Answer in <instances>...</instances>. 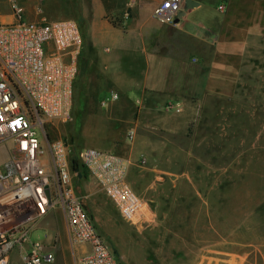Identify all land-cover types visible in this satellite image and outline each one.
<instances>
[{
    "label": "rangeland",
    "instance_id": "374dc122",
    "mask_svg": "<svg viewBox=\"0 0 264 264\" xmlns=\"http://www.w3.org/2000/svg\"><path fill=\"white\" fill-rule=\"evenodd\" d=\"M11 1L0 0V23L9 21ZM15 1L25 9L43 4ZM65 4L61 0L58 18L46 19H70ZM74 18L81 30L80 17ZM261 34L248 42L236 95L207 100L201 120L190 121L182 132L136 127L138 118L152 117L130 105L117 102L101 108L99 102L108 93L98 99L87 95V81L77 73L72 120L49 127V138L62 139L71 152L95 148L129 158L126 182L154 215L147 224L127 223L89 176H76L73 184L85 210L121 264H264ZM10 148L9 142L0 145V162ZM30 240L54 254L52 264H76L82 249L71 247L58 209L36 223ZM8 264H22L20 250L10 253Z\"/></svg>",
    "mask_w": 264,
    "mask_h": 264
},
{
    "label": "built area",
    "instance_id": "2783aa9c",
    "mask_svg": "<svg viewBox=\"0 0 264 264\" xmlns=\"http://www.w3.org/2000/svg\"><path fill=\"white\" fill-rule=\"evenodd\" d=\"M184 1L163 0L154 7L152 17L174 25ZM10 9L13 22L0 23V145L11 144L0 162V264H8L16 248L22 264L54 262L53 253L30 240L32 228L51 209L62 212L71 247L82 248L76 264H121L75 190L71 147L48 135L49 127L72 120L83 44L78 24L70 19L26 21L25 8L15 0ZM36 10L41 12V5ZM118 100L119 94L112 91L99 104L105 109ZM163 109L180 112L172 102ZM133 137V131L129 132L127 138ZM76 157L121 219L131 224L153 221L148 205L126 182L129 158L95 148H82Z\"/></svg>",
    "mask_w": 264,
    "mask_h": 264
},
{
    "label": "crops",
    "instance_id": "0c3cea01",
    "mask_svg": "<svg viewBox=\"0 0 264 264\" xmlns=\"http://www.w3.org/2000/svg\"><path fill=\"white\" fill-rule=\"evenodd\" d=\"M162 1L66 0L65 6L70 20L82 21L78 74L87 95L116 92L120 107L151 114L136 127L182 132L201 120L207 100L236 95L248 42L264 33V0H194L199 5L174 25L152 17ZM41 2V12L40 4L25 9L26 21L58 18L61 0ZM167 102L180 112L164 111Z\"/></svg>",
    "mask_w": 264,
    "mask_h": 264
},
{
    "label": "trees",
    "instance_id": "16d2710c",
    "mask_svg": "<svg viewBox=\"0 0 264 264\" xmlns=\"http://www.w3.org/2000/svg\"><path fill=\"white\" fill-rule=\"evenodd\" d=\"M70 169L73 173H77V179H84L85 177L87 178L88 176L85 170L79 164L75 151H72L70 155ZM75 190L77 191L76 186H75ZM83 206H84V201H83Z\"/></svg>",
    "mask_w": 264,
    "mask_h": 264
},
{
    "label": "water",
    "instance_id": "95a60500",
    "mask_svg": "<svg viewBox=\"0 0 264 264\" xmlns=\"http://www.w3.org/2000/svg\"><path fill=\"white\" fill-rule=\"evenodd\" d=\"M198 5L199 3L194 0H185L182 10L177 14L174 20V24H177L180 21V19H182L185 16L187 10L197 7Z\"/></svg>",
    "mask_w": 264,
    "mask_h": 264
}]
</instances>
